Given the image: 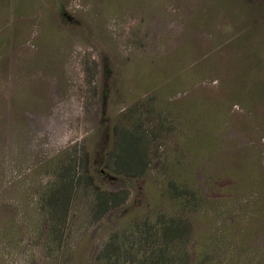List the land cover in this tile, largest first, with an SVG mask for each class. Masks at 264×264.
Here are the masks:
<instances>
[{
    "label": "rangeland",
    "instance_id": "1",
    "mask_svg": "<svg viewBox=\"0 0 264 264\" xmlns=\"http://www.w3.org/2000/svg\"><path fill=\"white\" fill-rule=\"evenodd\" d=\"M105 251L264 264V0H0V264Z\"/></svg>",
    "mask_w": 264,
    "mask_h": 264
},
{
    "label": "trees",
    "instance_id": "2",
    "mask_svg": "<svg viewBox=\"0 0 264 264\" xmlns=\"http://www.w3.org/2000/svg\"><path fill=\"white\" fill-rule=\"evenodd\" d=\"M254 51H256V50H254ZM243 57H245V56H243ZM255 57H256V56H255ZM249 68H250V67H249ZM250 69H252V68H250ZM256 89H257V88H256ZM256 89H254L253 92H255ZM253 92H252V93H253ZM140 257H141L142 260H144V259L146 258V256H144L143 254H141ZM148 258H149V256H148ZM148 258H147V259H148ZM155 259H156V258H154V260H155ZM100 260H101L102 264H110L111 262H113V256H110V255L108 254V252L105 251V253H104L103 255H101V257L99 256V257L97 258V262H96V264H100ZM151 264H152V263H151Z\"/></svg>",
    "mask_w": 264,
    "mask_h": 264
}]
</instances>
